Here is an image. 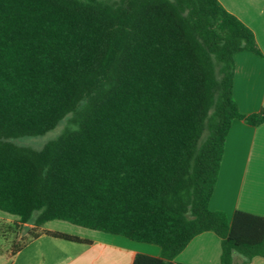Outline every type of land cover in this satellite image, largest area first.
<instances>
[{"label":"trees","instance_id":"obj_1","mask_svg":"<svg viewBox=\"0 0 264 264\" xmlns=\"http://www.w3.org/2000/svg\"><path fill=\"white\" fill-rule=\"evenodd\" d=\"M264 57L219 0H0V238L14 257L51 220L161 247L133 264L175 262L198 234L221 264L264 257V216L229 220L210 201L235 119V54ZM66 119L37 150L18 143ZM235 254L241 257L235 263Z\"/></svg>","mask_w":264,"mask_h":264},{"label":"crops","instance_id":"obj_2","mask_svg":"<svg viewBox=\"0 0 264 264\" xmlns=\"http://www.w3.org/2000/svg\"><path fill=\"white\" fill-rule=\"evenodd\" d=\"M219 1L252 29L264 53V0ZM234 97L245 114L264 108V57L250 50L235 54ZM210 207L224 211L229 220L237 210L264 216V123L253 126L242 119L233 121ZM43 229L76 235L88 242L69 241L45 232L14 257L0 256V264H133L137 253L153 256L162 253L157 244L70 222L51 220ZM222 254V239L211 230L195 236L174 260L186 264H221ZM234 260L239 263L241 257L235 254ZM245 264H264V257L256 256Z\"/></svg>","mask_w":264,"mask_h":264},{"label":"rangeland","instance_id":"obj_3","mask_svg":"<svg viewBox=\"0 0 264 264\" xmlns=\"http://www.w3.org/2000/svg\"><path fill=\"white\" fill-rule=\"evenodd\" d=\"M66 126V119H64L63 121H61L59 123V125L50 130L49 132L45 133L44 135H39V136H26V137H22L18 139V143L24 146H28L37 150H41L44 148V146L50 142L51 140H54L56 138L59 137V135L64 131ZM5 217V218H2ZM0 219H6L7 221H14L15 219H17V216L10 214L8 212L2 211L0 210ZM57 222H61V223H68L66 221H62V220H55ZM61 243H65L62 242ZM4 247V248H3ZM9 249V247L5 246L2 242V239L0 238V250L1 249ZM101 246H99V250H100ZM7 258H11L10 255L5 254V255H0ZM5 259V261H7Z\"/></svg>","mask_w":264,"mask_h":264}]
</instances>
